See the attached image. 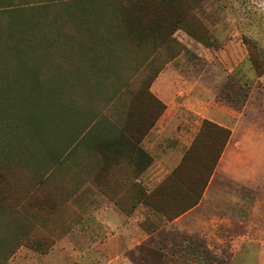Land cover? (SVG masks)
Wrapping results in <instances>:
<instances>
[{"label":"rangeland","instance_id":"rangeland-1","mask_svg":"<svg viewBox=\"0 0 264 264\" xmlns=\"http://www.w3.org/2000/svg\"><path fill=\"white\" fill-rule=\"evenodd\" d=\"M262 3L202 0L206 34L176 30L165 61L118 42L105 0H0V264H264ZM161 64L178 125L230 132L200 199L173 218L145 201L148 183L115 181L123 159L107 151L129 87ZM171 136L159 134L156 179L178 160Z\"/></svg>","mask_w":264,"mask_h":264},{"label":"trees","instance_id":"trees-1","mask_svg":"<svg viewBox=\"0 0 264 264\" xmlns=\"http://www.w3.org/2000/svg\"><path fill=\"white\" fill-rule=\"evenodd\" d=\"M99 1V0H95ZM111 10V24L109 30L114 32L119 40L128 48H146L151 59L161 52L168 53L165 61L173 58L179 51V42L173 34L182 29L195 38L201 39L207 29L194 13V8L202 0H105ZM246 4L249 0H241ZM251 1V0H250ZM264 11V0L260 6ZM106 48L117 51L112 40ZM120 42V43H121ZM177 46V51L174 47ZM111 50V49H110ZM111 50V51H112ZM255 66H258L254 61ZM162 70V64L155 68L154 74L144 84L134 82L129 87L131 96L128 112L144 115V111L154 114L150 124L156 120L164 110V104L150 91L152 80ZM146 98L156 103V111H147ZM147 104V103H146ZM143 122V120L141 121ZM123 132L118 133V140L110 141L111 147L115 146L116 152L121 154L123 148ZM230 132L226 127L219 126L207 119L202 121L199 132L196 134L189 148L185 151L179 164L169 172L155 187L148 189L145 201L155 207L168 217L173 218L186 209L192 207L200 199L208 178L213 171L223 149L228 141ZM126 147L129 142H125ZM145 155L144 164H148L151 158ZM118 154V153H117ZM115 154V155H117ZM0 171V183L5 182ZM161 193L154 202L153 194ZM166 193V194H163Z\"/></svg>","mask_w":264,"mask_h":264},{"label":"crops","instance_id":"crops-1","mask_svg":"<svg viewBox=\"0 0 264 264\" xmlns=\"http://www.w3.org/2000/svg\"><path fill=\"white\" fill-rule=\"evenodd\" d=\"M160 74H162V72H160L159 76L157 75L156 77L157 79L153 81L152 84H150L149 91L157 99H159L162 103L165 104L164 110L160 113V115L156 118V120L152 122V124H150V119L152 118L151 113H148L146 117H144L142 114H140L138 117L137 113L128 114L127 118L129 119L128 120L129 122H127L126 127L124 126V128H122L123 131L122 140L124 144H123V148H121V154L119 152H116L115 146L108 147L107 149L109 153L112 154L118 153L117 156L119 157L117 158H121V160L123 159L122 169L124 170V172L120 175L119 178H115L116 182L128 183V184L148 183L149 186L154 187L162 180V178L166 174L169 173L167 172L164 176L160 174L158 176V179L155 178L154 171L158 166L156 165L155 147L156 144L161 142L158 140V138H159V134L163 130H170L172 135H174V137L171 136V139L168 143L169 144L168 150L172 153H174L175 151H179L178 160L175 162L174 166L169 170L170 172H172V170L181 161L182 156L191 145L196 134L199 132L202 121L204 119H207L219 126L226 127V125L219 120L209 119L205 117L203 119L197 120L196 125L193 128L189 127L188 125L186 126V123L182 124V126L178 125L177 122L178 114L171 111L172 107H170V105L161 95V91H162L161 89L163 88L164 85H162V83L159 82ZM134 116L137 119L136 123H133ZM142 120L143 122H141ZM178 130H180L181 132L187 130L192 131L193 133L189 132L190 141L187 142L185 141V143H182L184 141H181V136L178 135L179 133ZM115 139H117V137H115L114 140ZM125 142H129V145L127 147L125 145ZM140 149L143 150V152H145L151 158V161L148 164H144L145 155L140 152ZM185 211H183L182 213H184Z\"/></svg>","mask_w":264,"mask_h":264}]
</instances>
